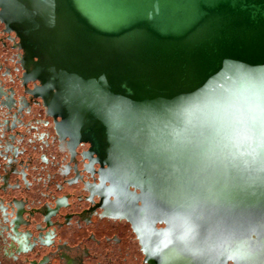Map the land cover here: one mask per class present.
Wrapping results in <instances>:
<instances>
[{"label": "water", "instance_id": "obj_1", "mask_svg": "<svg viewBox=\"0 0 264 264\" xmlns=\"http://www.w3.org/2000/svg\"><path fill=\"white\" fill-rule=\"evenodd\" d=\"M91 5L101 21L99 33L65 24L58 39L54 28L49 27L47 38L60 55L54 61L48 50H41L38 44L34 47L35 57L41 58L47 74L45 88L58 92L59 115L69 132L79 140L90 141L108 164L103 149L115 150L116 136L124 134L121 138L126 140L127 135L134 136L133 128L153 129L145 120L143 126L139 121L130 122L131 113L142 114L154 107L153 96L159 86L152 85L180 82L186 92L196 95L195 116L191 112L189 117L187 109L182 110L176 126H172L171 116L160 119L167 127L165 131L183 133L187 143L178 154L179 174L184 179L190 171L197 175L204 164L224 158L233 161L238 174L250 178L247 157L252 148L262 149L264 155V140L248 121L255 107L260 111L264 99L258 90L247 99L241 85L264 78V0H93ZM72 45L78 47L81 58L72 56ZM199 51H204V62L209 57L212 64L202 71V78L199 71L193 73L197 63L191 62L192 53ZM100 79L112 93L111 108H95L99 92L95 99L87 100ZM76 97L79 107H70ZM101 100L109 102L108 96ZM251 100L255 101L253 106ZM136 136L132 144L140 149L138 166L120 154L118 157L121 166L130 169L126 187L163 188L160 206L171 218L169 226L164 221L165 233L170 237L173 231H188L203 215L207 198L198 192L191 194L184 181L178 187L175 156L169 155L174 160L167 167L170 175L157 164L151 147L137 143ZM263 176L264 171L258 175ZM175 184L177 193L173 194ZM151 225L154 229L155 224ZM251 238L256 234L251 233ZM229 262L234 264L232 258Z\"/></svg>", "mask_w": 264, "mask_h": 264}, {"label": "flooded vegetation", "instance_id": "obj_2", "mask_svg": "<svg viewBox=\"0 0 264 264\" xmlns=\"http://www.w3.org/2000/svg\"><path fill=\"white\" fill-rule=\"evenodd\" d=\"M0 32L4 34V38L0 36V45L18 50L13 65H4L0 59V160L11 168L8 178H13L12 182H0V245L7 242L0 250V264H213L212 241L207 233L204 239L189 231H173L168 237L163 229L164 221L170 224L165 214L147 209L137 199L140 191L132 186L124 189L105 153L103 158L108 164L101 160L90 141L79 140L69 132L64 118L51 104L45 83L36 76L34 67L27 64V54L16 28H10L0 17ZM16 71L20 74L14 75ZM12 79L17 80L20 84L17 88L24 95L16 87L6 85L5 81ZM34 104L41 105L45 115L35 122L27 117ZM40 127L50 128L45 131L39 130ZM24 143L32 150L46 147L47 143V147L62 145L67 157V162L62 163V159L49 157L46 152L40 155V168L50 170L61 164L66 178L64 183H57V192L48 188L42 193L45 199L37 203L34 195L38 191L28 178L30 163L26 166L28 159L23 158ZM0 176L5 177L3 173ZM46 181L52 182L51 178ZM64 189L69 191L58 195ZM77 208L81 211L76 212ZM151 224H155L154 229ZM159 224L163 227L159 228ZM128 233L136 238L143 255L141 262L127 244ZM66 235L80 241L79 245L86 240L93 243L85 257L75 259L65 252L61 255L63 248L72 249L64 240ZM44 251L48 253L38 256ZM219 256L218 253L217 261ZM256 264H264V257Z\"/></svg>", "mask_w": 264, "mask_h": 264}, {"label": "bare ground", "instance_id": "obj_3", "mask_svg": "<svg viewBox=\"0 0 264 264\" xmlns=\"http://www.w3.org/2000/svg\"><path fill=\"white\" fill-rule=\"evenodd\" d=\"M93 0H11L12 6H7L4 2L0 1L2 12L0 17L4 20L10 28H16L17 33L21 38L22 47L27 54V64L33 66L36 76L42 83H46L47 74L43 71L41 58L35 57L36 51L34 47L38 44L41 50H48L51 58L58 59L60 57L58 50L54 47L53 42L47 38L50 31L49 27L54 28L58 39L61 37L62 29L67 24L74 28L83 27L87 30L100 32L99 24L101 21L96 16V9L92 8ZM99 15V14H98ZM65 29V28H64ZM55 39L54 41H58ZM37 59L35 63H31L30 60ZM93 88V87H92ZM95 91H92L88 97V101L95 99L94 95L99 92V98L95 103V108H100L102 105L108 108L112 107L113 100L112 93L100 79V84L94 87ZM50 92L51 104L60 112V100L58 92ZM96 93V94H95ZM105 94V95H104ZM108 96L109 102L104 103L105 99L101 98ZM77 97L74 102L70 104V107H79ZM156 108V107H155ZM161 109L157 107L156 109ZM103 114V113H102ZM102 114L99 115L102 116ZM133 117V118H132ZM174 119V118H173ZM143 117L141 114L136 113L130 118V122L139 121L142 126L144 125ZM176 123L173 121V125ZM178 126V125H177ZM182 128V127H180ZM183 129L188 131L184 126ZM143 133L138 128H133L131 134L127 135L126 140L122 139L123 135H118L116 139L117 145H122L115 150L103 149L106 158L110 161L116 172L118 181L124 184H128L129 166L123 168L122 162L118 159L119 154L124 158L130 159L134 166H138L140 161L138 155L140 152L138 145H133V140L136 136V142L141 144L144 139L140 138ZM183 134V133H182ZM143 147V146H141ZM144 148V147H143ZM141 148V149H143ZM142 152V150H141ZM143 158L144 156L141 155ZM250 163L248 169V175H252L250 178L244 175L240 176L238 185L242 187V192L238 194H228L225 196V204L220 205L218 203V197L211 196L205 199L204 213L200 215L197 224L191 228L186 229L191 234L197 233L198 236L202 235L203 239L205 234L209 235L212 241L213 248V264H224L223 262H229L232 258L235 264H256L260 262V259L264 257V176L258 177V175L264 171V155L262 149L252 148L250 154L247 157ZM250 173V174H249ZM255 179L259 181L258 187L254 185ZM256 182V181H255ZM254 185V187H252ZM126 190H129L127 187ZM141 194L137 196V199L142 201L147 209L157 213L165 214L166 218L170 222V212H163L161 209V201L163 199V188L152 187L149 190H138ZM151 190V191H150ZM258 190V192H257ZM135 199V198H134ZM173 207V205H172ZM171 210V209H170ZM251 233L256 234V238H251ZM260 243V244H259ZM218 253L220 254L217 261ZM220 262V263H219Z\"/></svg>", "mask_w": 264, "mask_h": 264}, {"label": "rangeland", "instance_id": "obj_4", "mask_svg": "<svg viewBox=\"0 0 264 264\" xmlns=\"http://www.w3.org/2000/svg\"><path fill=\"white\" fill-rule=\"evenodd\" d=\"M2 2H4L5 5L7 6H12V2L11 0H0ZM0 36L4 38V34L0 32ZM73 49H70V52L72 53V56L75 58V56L77 58H81V54L80 51L78 49V47L76 45H72V47H70ZM18 53V50L15 49L14 46L10 47L9 45L7 46H3L0 45V59L2 64L7 65V66H11L14 64V59H16V54ZM206 53V52H205ZM204 54V51H199L197 53H192V61L191 62H196L197 65L195 64L193 73H196L199 71V78H202V71L203 70H209L211 67V60L208 57V60H206L204 62L202 55ZM196 57L198 58L196 61ZM199 59L201 60L199 62ZM203 60V61H202ZM16 64V63H15ZM191 65V67H192ZM193 69V68H192ZM16 73V74H15ZM18 73V74H17ZM14 75H19V72H14ZM198 78V79H199ZM6 85L8 86H14L17 88V86L20 87V84L17 82V80H6L5 81ZM254 83V84H252ZM252 85V86H251ZM152 86L156 87L159 86L158 88V92H156L153 96L154 98V102L155 105L154 107L151 106V109H146V111H143L141 116L143 117V120L151 123L153 125V129H143V133L140 135V138L144 139V141H142V145H145L146 147L148 146V148H150L152 150V152H154L156 154V162L157 164H159L163 170L166 171V173L170 174L171 169H168L167 167L170 166V164L174 161L172 159L169 158V155H174L175 156V166L178 167V169H176L174 171V175L176 177V182L178 187L180 185V183H182V181H184L187 184V188L191 189V194H193L194 192H198V195L200 196H205L206 198H209L211 196H215L218 197V203L220 205L225 204L224 202V197L227 196L228 194H238L239 192H242V187L238 185L237 181H239V178H241L240 174L237 173V170L235 169V165L233 163V161L231 159H224V158H216L215 161H211L210 163H206L203 165V168L200 170V172L197 175H194V173H192V171L188 172L189 174L187 175V178H182L181 174H179L181 171L179 169L180 168V163L178 162V154L183 151L186 147H187V143L184 140L185 138L182 136V134L178 133V131H172L171 133H169L168 131H165L167 129V127H165V125H162L160 123V119H162V117H167V116H171L172 118H174L173 120L177 121V119L180 117L181 111L185 110L187 111V115L189 117H192L190 115V113L192 112L193 115L195 116V111H196V105H195V98L196 95L194 94V92H186V89L183 88L184 85H182L180 82H173V83H169V84H163V83H155ZM243 87V89L245 90L244 95L245 97L248 99L249 94L252 95L253 92H256L258 90V94H262L261 97H263L264 99V78L262 80V82H250V83H244L241 85ZM162 88V89H161ZM164 90V91H163ZM17 91L20 95H24L23 90L18 89ZM167 91V93L165 92ZM190 91V90H189ZM165 92V93H164ZM245 99V102L247 103L248 100ZM188 102H190L191 104H189L188 106ZM255 103L254 100L250 101V105L253 106ZM264 103V101H263ZM157 107H161V109H156ZM261 108H264L263 106H260ZM259 109V108H258ZM251 116L253 115H258L259 114V110H257V107H255V110H253L251 112ZM134 114L131 113V116H133ZM28 120L29 121H33L35 122L36 118H42L45 117L44 115V110L42 109L41 105H37L34 104L33 105V109H32V113H30L28 116ZM26 117V118H27ZM253 126V128L255 129L254 133L256 135L260 134V130H259V123L257 122L255 125L251 124ZM48 128L50 127H40L39 130H48ZM166 135H170L171 138H167ZM260 137L263 138L264 137L261 136ZM49 143H47L48 145ZM51 144V143H50ZM25 149H24V155L23 158L26 160L28 159L26 166L28 163V165H30L29 168V179L33 180V187L35 188V190H37V194L34 195V201L35 203L40 202L41 200L45 199L44 195L42 194L43 192H46L47 189H51L52 191H56L57 192V188H58V184L57 183H64V179L65 177V171L61 170V164L60 165H55L54 168L49 169H42L40 168L39 165V160H40V155L44 152L47 153V156L49 157H58L59 159H62V163L63 162H67L66 159V154L64 152V146H60V147H56V144L53 145L51 147H39L38 149H34L32 150V148L28 145L25 144ZM177 156V157H176ZM24 162L23 160H21L20 162V168L21 170L23 169ZM26 166H24V168H26ZM33 166V167H32ZM34 166H37L34 168ZM3 168L4 172L0 170V174H4L5 177H1L0 176V182L2 180H9V182L13 181L12 176H10V178H8L10 172H11V168L4 166V164L2 165L1 160H0V169ZM38 168V169H37ZM167 174V175H168ZM171 175V174H170ZM173 175V176H174ZM243 176V175H242ZM43 178V180H40V178ZM44 177H46L44 179ZM51 178V183H47L46 179ZM17 179V176H16ZM255 180V179H252ZM256 181V182H255ZM254 185L256 187H258V183L259 181L255 180ZM18 182V180L16 181ZM254 185H252V187H254ZM65 187V186H64ZM175 191L173 192V194L177 193V188H176V184H175ZM34 190V192H35ZM68 189H64L61 191H58L59 194L58 195H63L65 192H68ZM33 192V193H34ZM78 194L81 193V186L78 188L77 190ZM258 192V190H257ZM49 199V198H48ZM47 201V200H46ZM80 208H77L76 212H80ZM87 217H89V214L87 215ZM158 227H163V225L159 224ZM77 229H72L71 231H76ZM69 234V232H68ZM119 237V236H118ZM116 238V240H119V238ZM128 240H126L131 249V252L134 256H138L140 259V262L143 259V255L140 252V249L136 243V238L135 236H130V234H127ZM64 240L68 242V244L72 245V249H68V248H63L62 250H60V252L62 253L61 255H63V253H67L70 257L72 258H82L86 256V253L88 251V247H90V245L92 246L93 243L89 242V241H84L82 243V245H79L80 241H75L74 238L72 236H64ZM118 242V241H117ZM6 241L0 245V250L1 247L4 245L6 246ZM3 248V247H2ZM55 251V250H54ZM47 251H44L43 253H41L38 256H42L47 254ZM50 253V252H49ZM50 255L55 256L56 253H50Z\"/></svg>", "mask_w": 264, "mask_h": 264}, {"label": "snow or ice", "instance_id": "obj_5", "mask_svg": "<svg viewBox=\"0 0 264 264\" xmlns=\"http://www.w3.org/2000/svg\"><path fill=\"white\" fill-rule=\"evenodd\" d=\"M243 123L244 121H240ZM249 123L255 125L259 123V130L262 137H264V108H261L258 115H253L249 118Z\"/></svg>", "mask_w": 264, "mask_h": 264}]
</instances>
